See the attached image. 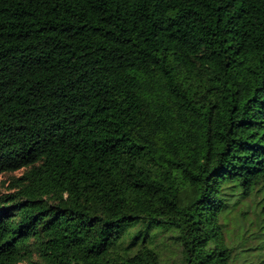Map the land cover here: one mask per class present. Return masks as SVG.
I'll return each mask as SVG.
<instances>
[{"label":"trees","instance_id":"trees-1","mask_svg":"<svg viewBox=\"0 0 264 264\" xmlns=\"http://www.w3.org/2000/svg\"><path fill=\"white\" fill-rule=\"evenodd\" d=\"M1 177L0 264H234L264 0H0Z\"/></svg>","mask_w":264,"mask_h":264},{"label":"rangeland","instance_id":"rangeland-1","mask_svg":"<svg viewBox=\"0 0 264 264\" xmlns=\"http://www.w3.org/2000/svg\"><path fill=\"white\" fill-rule=\"evenodd\" d=\"M5 180L6 177L0 178V193L6 191L2 184ZM262 206L263 204L241 200L228 210L224 219L226 234L231 244L238 247L236 256L239 258L234 264H264V220L259 215ZM252 248L256 250L245 251Z\"/></svg>","mask_w":264,"mask_h":264}]
</instances>
